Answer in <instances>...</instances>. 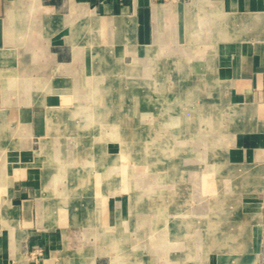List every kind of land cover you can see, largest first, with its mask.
<instances>
[{
  "label": "crops",
  "instance_id": "crops-1",
  "mask_svg": "<svg viewBox=\"0 0 264 264\" xmlns=\"http://www.w3.org/2000/svg\"><path fill=\"white\" fill-rule=\"evenodd\" d=\"M120 104L157 113L167 144L205 130L231 154L256 252L207 264H264V0H0V264H113L92 219L104 198L120 216L102 187Z\"/></svg>",
  "mask_w": 264,
  "mask_h": 264
},
{
  "label": "rangeland",
  "instance_id": "rangeland-1",
  "mask_svg": "<svg viewBox=\"0 0 264 264\" xmlns=\"http://www.w3.org/2000/svg\"><path fill=\"white\" fill-rule=\"evenodd\" d=\"M120 98L125 103L126 95ZM135 109L128 116L126 104H120L118 136L113 137L118 155L102 174L104 192L119 199L120 216H109L104 198L97 208L102 215L92 219L102 225L104 247L114 257L113 264H207L254 253L249 246L239 249L240 235H245L238 233L237 210L240 197H254L253 180L244 177L231 154L217 139L205 136V130L193 138L169 139L167 144L168 139L156 136L157 113L144 123L142 107ZM172 197H191L193 217L185 214L183 203L176 202L180 204L176 211ZM190 220L198 230L191 234L184 232ZM176 225L183 231L172 232ZM194 237L200 249L193 247ZM259 258L264 261V249Z\"/></svg>",
  "mask_w": 264,
  "mask_h": 264
},
{
  "label": "built area",
  "instance_id": "built-area-1",
  "mask_svg": "<svg viewBox=\"0 0 264 264\" xmlns=\"http://www.w3.org/2000/svg\"><path fill=\"white\" fill-rule=\"evenodd\" d=\"M32 255L36 258V260H39L41 257L44 256V253L41 248H36L33 252Z\"/></svg>",
  "mask_w": 264,
  "mask_h": 264
},
{
  "label": "bare ground",
  "instance_id": "bare-ground-1",
  "mask_svg": "<svg viewBox=\"0 0 264 264\" xmlns=\"http://www.w3.org/2000/svg\"><path fill=\"white\" fill-rule=\"evenodd\" d=\"M159 25H160V24H159ZM41 91H42V90H41ZM187 92H188V91H187ZM189 93H190V92H189ZM189 93H188V95H189ZM193 93H194V92H193ZM195 93H196V92H195ZM185 94H186V93H185ZM177 95H179V94H177ZM188 95H187V96H188ZM190 95H192V94H190ZM190 95H189V96H190ZM194 95H195V94H194ZM194 95H193V96H194ZM179 97H180V96H179ZM180 99H181V98H180ZM194 99H195V98H194ZM174 102H175V101H174ZM179 102H180V101H179ZM190 103H193V102H190ZM197 103H198V102H197ZM196 106H197V105H196ZM60 111H61V110H60ZM236 112H237V111H236ZM99 117H100V116H99ZM182 119H183V118H182ZM79 135H80V134H79ZM135 144H136V143H135ZM61 160H62V159H61ZM162 160H163V158H162ZM165 164H166V163H165ZM150 166H151V165H150ZM26 168H27V167H26ZM18 169H19V168H18ZM161 178H162V177H161ZM176 189H177V188H176ZM145 194H146V193H145ZM189 194H190V193H189ZM177 199H178V198H177ZM189 199H191V197H189ZM180 201H181V200H180ZM182 208H183V207H182ZM186 209L190 211V210H191V207L188 206ZM176 210H177V209H176ZM180 210H181V209H180ZM183 221H184V220H183ZM188 225H189V224L186 223V224H184V227L187 228V227H189ZM198 226H199V225H198Z\"/></svg>",
  "mask_w": 264,
  "mask_h": 264
}]
</instances>
